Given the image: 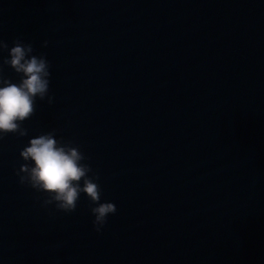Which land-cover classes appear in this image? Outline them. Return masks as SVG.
<instances>
[{"label": "water", "instance_id": "95a60500", "mask_svg": "<svg viewBox=\"0 0 264 264\" xmlns=\"http://www.w3.org/2000/svg\"><path fill=\"white\" fill-rule=\"evenodd\" d=\"M17 38L54 103L0 140V264H264V0H0ZM53 130L116 206L99 233L85 194L66 214L19 183Z\"/></svg>", "mask_w": 264, "mask_h": 264}, {"label": "clouds", "instance_id": "9594fccd", "mask_svg": "<svg viewBox=\"0 0 264 264\" xmlns=\"http://www.w3.org/2000/svg\"><path fill=\"white\" fill-rule=\"evenodd\" d=\"M48 44L44 40L42 47ZM4 51L8 56L0 59V140L10 133L28 135L22 125L34 115L37 99L46 100L50 106L54 103V96L49 94L51 62L46 54H34L33 45L20 38L13 41L11 48L0 39V53ZM5 66L19 75L18 83L5 77ZM20 157L25 163L16 171L19 183L44 194L43 206L54 204L57 210L72 213L83 193L90 202L97 233L107 224L108 216L116 213L113 203L101 202L100 176L85 162L89 158L72 141L57 139L55 130L31 138Z\"/></svg>", "mask_w": 264, "mask_h": 264}]
</instances>
